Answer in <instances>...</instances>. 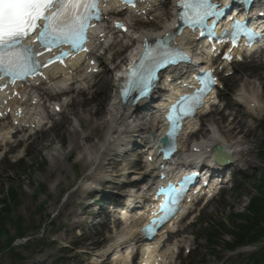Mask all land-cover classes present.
<instances>
[{
	"label": "rangeland",
	"instance_id": "1",
	"mask_svg": "<svg viewBox=\"0 0 264 264\" xmlns=\"http://www.w3.org/2000/svg\"><path fill=\"white\" fill-rule=\"evenodd\" d=\"M137 26H144L146 29L157 28L158 22L155 21L152 25L145 23V25L138 24ZM127 44V41L120 42L111 49L110 53L102 56L105 68L118 64L127 56L130 51L127 50L128 48L121 51L115 61L109 62L112 53L121 50ZM119 67L118 65L117 68ZM234 69L233 76L225 78L223 75L225 86L224 89L219 90L221 102L216 106V109H222V112L215 111L212 115L203 118L204 124L201 125L200 136L202 133L204 135L207 127L213 122L218 126H223L222 130L225 134H230L227 125L232 121L233 114L242 113L243 121H240L238 116L234 119V122H238L236 130H240L235 138L244 134L242 139L244 144L241 145V149L249 151V154L244 156L241 166L236 169H242L243 166L245 171L241 177L238 174L235 176L234 188H230L232 185L227 186L228 189L223 191L220 197L200 212V218L196 224L189 226L188 221L183 222L181 228L184 231L176 236L174 242L177 241L178 244L191 248L192 251L183 262L176 260L175 264H246L248 254L256 250L255 246L245 247L239 252L243 256L235 259L237 256L228 252L222 243L218 246L217 252L213 253L202 238L196 239L203 222L224 217L230 214L232 209L244 210L256 190L260 189L259 185L264 187V176L261 177L264 174V159L260 157L261 146L264 143V135L261 131L264 124V63L259 59L253 61L248 59L244 63L236 64ZM94 81H99L98 76L94 78ZM243 85H252L259 89L261 108L255 113H245L246 107L237 104L235 100V93ZM110 86L108 84L101 87L96 86L88 92L78 94L73 99V105L64 107L65 113L57 116L52 130L38 133L32 138L35 142L31 143L32 140H28L25 144H31L24 158V167L12 165L6 160L0 163L1 197L10 188L17 189L16 203L12 202L11 218L14 220L20 217L22 225L28 229L42 224L43 228L40 232L44 233L46 238H50L44 241L46 245L40 243L28 250L17 248L23 256L22 260L10 253L1 254L0 264H99L100 258L105 256L108 250L113 248L115 251L114 240L105 242L111 235L112 229L108 232L107 226H92L96 222L94 218L96 212L101 211L99 207L109 203V200L101 198L97 202L99 205L94 206L90 202L103 195H87L84 185L85 179L94 177L93 173L98 170L102 162L101 158H106L108 154V149L103 148L100 151L102 155L99 160L94 155L86 156L88 147L99 150L105 140L112 139L107 135L108 127L105 129L103 125H98L101 120L106 121L108 117L105 109L112 95ZM104 89L108 92L105 98L96 94ZM224 104L227 108H222ZM86 107L92 109L100 107L102 112L96 115H91L89 112L84 113ZM67 112L70 115L66 116ZM76 119H81V126ZM88 136H91V139L87 141ZM22 154V148L16 147L9 159H17ZM131 163L133 164V160H130L129 165ZM126 177L127 175H124L125 179ZM120 179L122 178L118 180ZM43 186H46L45 192H40ZM87 208L90 209L87 210ZM90 212L93 215H90ZM48 214L54 218V221L46 224L47 221L43 224L42 221L47 220ZM99 217L98 219L107 221L106 218ZM191 219L192 217L189 218ZM6 226L9 233L14 235L16 230L13 222L6 221ZM33 232L31 229L28 230V233ZM39 236L41 234L38 233V236H34L32 240ZM63 245L74 247L64 249ZM61 252L67 254L63 255L66 258L58 260ZM183 257L185 256L181 253L180 259Z\"/></svg>",
	"mask_w": 264,
	"mask_h": 264
},
{
	"label": "bare ground",
	"instance_id": "2",
	"mask_svg": "<svg viewBox=\"0 0 264 264\" xmlns=\"http://www.w3.org/2000/svg\"><path fill=\"white\" fill-rule=\"evenodd\" d=\"M174 2V0H173ZM167 4V0H147L146 2L143 3L142 7L139 9L140 12H142L144 9L146 10V13H141L140 15H134L133 13H127V12H119L118 11V7L116 6V4H109V8L112 10L110 13H107L104 17V19L101 22V26L105 29H109L110 27V18L112 15L114 16H121L122 19L125 20L126 25L129 27V31L125 33V35L122 37V39H129L133 41L134 45L136 44H140L141 40L143 38H147L149 40H152L155 35L157 34H161L162 32H166L169 31L171 26H172V22L170 21L171 18L173 17V7H169L166 5ZM167 6V7H166ZM136 16L139 19H144V17H149V16H153L152 19L155 20H160L158 22H160V26L158 29H146L145 27H141V28H135V23L130 21V17ZM108 34L105 36V38L108 40L110 39L112 36H117L120 37V34L117 32V30L115 29H109V31L107 32ZM103 38H99V40H101ZM181 42H188V44L192 43V38L187 35H185L182 38H179ZM98 46V43L96 42L93 46V49H96ZM102 49L101 47H99L97 50ZM133 58H136L133 57ZM98 62H101L100 59H97ZM87 61L86 59L82 60V61H75L73 62L71 65H69L66 69H52L51 71L47 72L48 75V79L44 82L41 83L39 85V88H30V85L23 83V84H19V86L17 87V89L19 90V92L21 93L22 97L27 96L28 93H35V96L28 98V102L30 104H25L24 108V113L23 116L21 117V119L19 120L20 126L23 127V130L27 129V128H31L30 131L34 130L35 128H37L44 120V116L41 115L40 113V101L43 99L42 95H45V92H40L39 90H42L41 87H46L47 89H49L50 91H57L59 88H63L67 85V83L69 81H72L74 83V85L78 88H84L86 86L87 83V79L89 77H91L92 75H88L87 74V70H88V65L86 64ZM218 69V68H217ZM180 71H183V68L180 69ZM119 75L114 71L113 68H108V72L106 74L103 75V83L104 84H109L110 82L115 84L117 81V77ZM176 77V75H172L171 78ZM177 79V78H176ZM172 82V80L168 83L170 84ZM66 91H62L60 94H56V96H61L64 95ZM9 96V95H8ZM6 97L9 98L10 104L11 103H15V102H20V100H17L18 97ZM171 96V94H170ZM4 97V96H3ZM38 97V98H37ZM5 98V97H4ZM39 99L37 104H33V101L35 99ZM213 101L216 99L214 97H212ZM17 100V101H14ZM236 100L239 103H242L243 105H245L249 110V112L253 113L255 111H257L259 109V107L261 106V101L258 98V90L256 88H254L252 85H243L241 86V88L238 90V92L236 93ZM24 104V103H22ZM56 104H60V103H53V104H49L48 107V114L49 117L55 116L58 114V112H55V107ZM73 105V103L71 104ZM70 105V106H71ZM144 105V103H141L139 105H137L135 108L133 107H129V106H122L120 105L118 99L116 98L115 95H112L110 97L109 103L106 106L105 109V113L108 116L106 121L101 120L98 125H103L104 128L106 129V127H108L107 130V135L108 136H112L113 137V142L115 141L116 143H120L122 142L119 146H124L126 143H128L127 141H131V140H126V138L128 137H132L133 135L139 133L142 137L144 136L145 133L150 134L151 131L155 132L153 137H149L153 138L154 140H157L156 138L158 137L159 133H158V129H160V126H149L148 123L150 121V119H143L141 116V107ZM19 110H22V108H18ZM208 109V106H206V110ZM73 110V109H72ZM140 110V111H139ZM205 109H201V112H199L200 114L203 113ZM89 112L91 115H96L98 113L102 112V109L100 107H95V108H91V107H86L84 110V113ZM199 114V115H200ZM70 115V113H66V116ZM235 116L239 117V120L242 121V115L239 114H235ZM157 120V118H155ZM13 121L15 122L16 119L12 120L11 124L8 125H1L0 126V143L7 141V138L9 135H11L13 133V128H16V126L13 124ZM77 122L80 124L81 126V119H77ZM238 122H232L231 126L229 128L230 134H225L221 131V129L223 128V126H216L215 124L210 125L207 129H206V133L203 135L202 139H198L197 141H195V143L191 144L189 146L188 149H185L186 147V139L188 137H190V134L188 131H192L194 130L196 127H198V121H197V116L194 117L188 124L187 127L185 129V131L182 133V136L180 137V150L182 151L183 154L184 152H190L192 155L194 156H206L207 154H209L211 152V147L213 145H217L219 144L220 146H222L226 151H228V153H230L233 158H234V163H232V165H235L238 163L239 158L244 157L245 155L249 154V151H244L243 149H239V145L240 143H242V140L236 139L235 135L239 134L240 131H235L236 126H237ZM27 126V127H25ZM19 128V127H17ZM91 136H88L86 138V140H90ZM132 139V138H130ZM143 139H147L145 136L143 137ZM113 142L110 140H105L99 150H96L92 147H88V152H90V154L92 153L95 156L99 155L101 156V149H108L113 145ZM77 147L79 146L78 144L76 145ZM144 148V146H143ZM151 148V147H150ZM87 152V153H88ZM100 153V154H99ZM182 156L176 158L175 160H182ZM120 160L123 161V157L120 158ZM108 166L110 167H119L118 169H116V173H114L116 176H119L120 174L123 173V170L125 169V167H123L121 164H117L115 161L110 160L107 163ZM153 165V164H151ZM104 167V166H103ZM102 167V168H103ZM107 172L102 170L98 175L99 177H103V175H105ZM146 173V172H144ZM153 173V172H152ZM153 176V175H152ZM154 177V176H153ZM111 182H108L107 185H110ZM179 188V187H177ZM91 194H97V191H91ZM104 193V192H103ZM135 203H134V202ZM134 203V204H133ZM142 203V199H135V198H131L130 199V207L131 210H127V212H133L135 211L133 209V207H135L137 204H141ZM148 204H152L151 201H147ZM135 205V206H132ZM156 205V204H154ZM142 207H140L141 210ZM90 208H87V210ZM139 209V208H138ZM143 212H139V213H133V214H128L125 215L126 218L125 221L127 223H129V227H127V234L122 237L121 239H117L116 241V247H120L122 246V249L126 247V251H128V247L130 244H132L133 242H135L136 239L139 238V228H136V226L142 221V214ZM90 215H93L92 212L89 213ZM153 237H157V234ZM154 241L151 243H148V245L146 247H149L150 244L152 245V243H154L157 238H153ZM159 247V245H158ZM148 248H144V250H146ZM169 251H164L163 253H158V248H152L151 250V254H149V260L151 261L153 264L154 261L157 260V256L160 255L161 258H164V260H167V255L170 252V250H174V248H168ZM130 254H132L131 252H128L126 256H122L119 255L118 257H116L112 262H110V254L107 255L106 257L102 258L101 260V264H124L127 263V260L131 257ZM128 264V263H127ZM166 264V263H164Z\"/></svg>",
	"mask_w": 264,
	"mask_h": 264
},
{
	"label": "snow or ice",
	"instance_id": "3",
	"mask_svg": "<svg viewBox=\"0 0 264 264\" xmlns=\"http://www.w3.org/2000/svg\"><path fill=\"white\" fill-rule=\"evenodd\" d=\"M123 2L135 7V0H123ZM181 6L193 11L195 16L193 18L188 12L182 13L181 20L184 23L200 25L214 35V29L203 22L210 16H221L223 12L215 10L216 6L211 0H182ZM100 18L99 0H0V73L11 76L15 81L17 78H26L29 73L37 72L40 67L35 59L37 53L32 47L22 44L23 39L37 28L39 33L36 39L46 49L70 44L74 49L87 51V48L83 47L86 44V30L91 26L90 21ZM39 21L43 22L42 26ZM118 27L123 28V25ZM234 29V38L244 30L239 21L235 22ZM124 31L127 29L125 28ZM172 38H167L162 44ZM150 54V50H146L145 58ZM64 55L66 54L61 53V56ZM175 62L176 59L166 57L158 60L155 67ZM154 71V68L151 69L147 78L141 75L140 79L145 85L154 78ZM205 76L208 78H200L202 87L198 90L199 94L206 92L209 84L215 83L210 78V74ZM199 103V95L181 97L173 106V111L178 112L179 116L175 119L169 117L173 127L178 126L176 120L188 115Z\"/></svg>",
	"mask_w": 264,
	"mask_h": 264
},
{
	"label": "trees",
	"instance_id": "4",
	"mask_svg": "<svg viewBox=\"0 0 264 264\" xmlns=\"http://www.w3.org/2000/svg\"><path fill=\"white\" fill-rule=\"evenodd\" d=\"M9 199L0 198V254L4 252H9L11 254L15 253V246L12 243L17 237H24L27 235L28 228L22 225V220L20 217L16 219H11L12 208L10 206V200L15 202L14 192L11 190L8 193ZM244 218V222L237 223L235 225L236 230H233V235L235 242L230 244L231 248H235L237 245H242L244 243L258 242L264 237V195L261 197H256L252 200L248 212L244 215H238ZM13 222L15 226V235L12 236L6 229V221ZM210 229L218 232L221 229L220 224L211 225ZM217 236L215 233H209L208 241L209 244L214 243V239ZM44 240V239H42ZM41 240V241H42ZM35 243L28 242L27 244L21 245L23 248H29ZM17 256L19 254L15 253ZM22 258V256H20ZM250 264H264V246L256 253L252 254V259Z\"/></svg>",
	"mask_w": 264,
	"mask_h": 264
}]
</instances>
